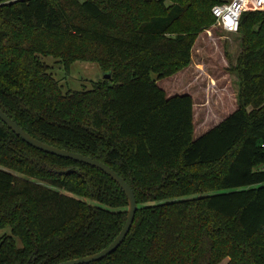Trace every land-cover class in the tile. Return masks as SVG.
Masks as SVG:
<instances>
[{"label":"trees","instance_id":"16d2710c","mask_svg":"<svg viewBox=\"0 0 264 264\" xmlns=\"http://www.w3.org/2000/svg\"><path fill=\"white\" fill-rule=\"evenodd\" d=\"M224 2L0 0V110L34 139L104 163L135 194L128 236L93 264H264V11L240 19V108L200 138L191 96L167 97L152 78L189 65ZM43 57L65 70L96 63L111 79L64 93ZM127 209L105 174L28 146L0 121V230H11L0 264L99 253Z\"/></svg>","mask_w":264,"mask_h":264},{"label":"rangeland","instance_id":"374dc122","mask_svg":"<svg viewBox=\"0 0 264 264\" xmlns=\"http://www.w3.org/2000/svg\"><path fill=\"white\" fill-rule=\"evenodd\" d=\"M242 43L241 34L225 33L213 23L195 39L186 68L161 80L156 75L152 76L167 97L191 96L195 140L240 108V81L236 66L243 51ZM42 62L50 67V73L64 93L89 91L94 84L104 80L105 74L96 63L79 61L65 70L51 57H43ZM246 111L252 113L253 108L247 107ZM5 235L11 236L10 228L0 230V238ZM15 241L21 248V242Z\"/></svg>","mask_w":264,"mask_h":264},{"label":"water","instance_id":"95a60500","mask_svg":"<svg viewBox=\"0 0 264 264\" xmlns=\"http://www.w3.org/2000/svg\"><path fill=\"white\" fill-rule=\"evenodd\" d=\"M111 79V75L105 74L104 80ZM0 121L18 138H20L23 142H25L28 146L43 152L48 155H52L55 157H59L62 159L71 160L91 168L97 169L98 171L105 174L109 177L112 181H114L119 188L124 193L127 202H128V209H127V218L126 223L119 233V235L115 238V240L104 250L100 251L91 256H87L81 259H76L68 262H64L61 264H93L104 260L105 258L112 255L124 242L126 237L128 236L132 225L134 223L135 215L137 213V201L135 194L132 188L126 183V181L120 177L115 171H113L110 167L105 165L104 163L92 159L90 157H86L79 153L69 152L63 149H59L38 141L26 133L19 125H17L8 115H6L2 110H0Z\"/></svg>","mask_w":264,"mask_h":264},{"label":"clouds","instance_id":"9594fccd","mask_svg":"<svg viewBox=\"0 0 264 264\" xmlns=\"http://www.w3.org/2000/svg\"><path fill=\"white\" fill-rule=\"evenodd\" d=\"M246 2L247 0H232L230 4H225L222 7H213L212 12L220 18L226 29L235 31L241 13L246 10ZM255 7L264 10V0H256Z\"/></svg>","mask_w":264,"mask_h":264},{"label":"built area","instance_id":"2783aa9c","mask_svg":"<svg viewBox=\"0 0 264 264\" xmlns=\"http://www.w3.org/2000/svg\"><path fill=\"white\" fill-rule=\"evenodd\" d=\"M232 2V0H225V2L224 3H222L221 5H217V6H219V7H222L223 5H225V4H230ZM255 4H256V0H247V2H246V10L245 11H243L242 13H241V15H240V17H239V22H238V27H237V29L235 30V31H231V30H228V29H226L225 27H224V25H223V23L220 21V18H218L217 16H215L214 14H213V12H212V14H213V17L215 18V20H216V25L223 31V32H225V33H228V34H238V32H239V25H240V19H241V16L244 14V13H246V12H263L264 10H260V9H257L256 7H255ZM216 7V6H215Z\"/></svg>","mask_w":264,"mask_h":264},{"label":"crops","instance_id":"0c3cea01","mask_svg":"<svg viewBox=\"0 0 264 264\" xmlns=\"http://www.w3.org/2000/svg\"><path fill=\"white\" fill-rule=\"evenodd\" d=\"M224 264H226V261L224 262Z\"/></svg>","mask_w":264,"mask_h":264}]
</instances>
